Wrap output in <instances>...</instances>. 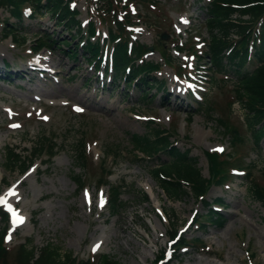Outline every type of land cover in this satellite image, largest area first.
I'll use <instances>...</instances> for the list:
<instances>
[{
  "label": "rangeland",
  "instance_id": "1",
  "mask_svg": "<svg viewBox=\"0 0 264 264\" xmlns=\"http://www.w3.org/2000/svg\"><path fill=\"white\" fill-rule=\"evenodd\" d=\"M73 2L81 21L89 17L95 21L100 42L116 15H131L135 25L132 39L130 32L123 33H128L131 41L158 47L159 52L144 57L160 63L159 71L150 79L162 80L166 89L165 93L153 89L144 99L143 85L126 90L122 81L112 82L106 75L101 78L100 70L94 72L86 64L82 50L77 60L56 47L38 51L34 48L38 36L63 39L66 31L49 15L29 17L24 11L22 20L17 21L9 11L0 9V66L4 61L8 70L14 66L22 69L17 74L12 72L8 79L2 75L6 69L0 67V194L8 185L23 181L17 188V210L23 222L9 223L5 242L10 257L19 244L31 239L37 248L51 241L78 260L97 262L106 254L122 264H152L175 229L187 245L193 237L201 238L203 245L193 242L176 252L170 264H264V204L250 194L254 183L264 186V135L256 146L251 131L245 128L246 113L238 103L232 104L234 73L222 75L199 67L211 66L205 55L207 46L202 43L208 39L203 7L207 1ZM6 19L24 31V41L3 37ZM124 25L132 29L131 20H125ZM161 33H166L167 39H160ZM177 44L185 48L181 53L176 52ZM112 45L104 48L107 54ZM162 46L165 55L161 54ZM191 54L197 58L203 55V59L199 62L190 58ZM163 56L170 57L171 64L167 65ZM186 62L195 66V79H188L194 70ZM177 66L184 71L179 73ZM28 67L34 70L25 73ZM41 89L56 95L44 96ZM176 90H180L179 97L173 94ZM78 98L83 101L78 102ZM208 101L238 128L243 141L236 149L230 134L210 119ZM155 130L167 131L174 147L190 149L204 177H208L204 152L221 150V159L232 155L236 166L251 171V175H235L227 167V184L211 186L203 200L195 199L188 189L178 200H170L150 175L154 165L163 164L168 155L160 154L146 162L132 151L131 135L151 138ZM40 140L46 143L44 152L24 175L20 165H6L7 148H16L27 163L38 152ZM48 154H53L51 159ZM82 162L85 170H81ZM108 172L111 175L105 178ZM79 176L82 187L76 181ZM99 181L105 183L101 188ZM120 186L123 205L110 216L104 198L110 199L111 188ZM142 194L149 196V202L142 201ZM217 197L223 198V203L213 202ZM205 202L210 209L212 203L219 206L213 207L225 219L222 225L208 222L202 229L191 222L204 220L209 209ZM3 208L9 211L7 204ZM117 226L115 239L111 236ZM251 252L255 255L249 259ZM142 255H146L145 260Z\"/></svg>",
  "mask_w": 264,
  "mask_h": 264
},
{
  "label": "trees",
  "instance_id": "2",
  "mask_svg": "<svg viewBox=\"0 0 264 264\" xmlns=\"http://www.w3.org/2000/svg\"><path fill=\"white\" fill-rule=\"evenodd\" d=\"M70 2L71 0H0V7L9 10L10 16L17 21L22 20L24 6L30 7V17L49 15L66 31L69 38L65 36L61 40L60 38L53 39L49 34L40 35L35 40L34 48L41 50L56 47L72 60H77L82 50L85 62L89 66L99 68L102 44L96 36L95 24L93 21L88 23V35L84 37L78 19V10L75 7L71 8ZM203 7L206 16L205 25L209 34L205 52L211 63L208 70L212 68L223 75L227 74V71L234 73L236 83L233 98L234 101L239 102L240 107L246 113V128L251 131L254 143L258 146L264 135V0H207ZM245 15L248 19L242 18ZM125 20H131L129 14L123 17V21L116 18L115 26L110 27L107 41L112 42L114 48L111 60L106 61V71L112 75L114 82L122 80L127 88L141 84L148 87L150 84V89H163V82L159 83L155 79L154 81L149 80L159 68V64L144 60L143 53L148 50L147 46L134 43L129 48L128 33H123L127 32L124 25ZM3 29L4 37H11L13 40L20 37L21 41H24V31L8 19L5 20ZM231 35L237 38L234 39ZM139 59L140 62H138ZM149 93L144 88L141 95L147 99ZM206 111L211 115L215 113L211 101H208ZM214 120L226 134H230L232 146L236 149L243 141L238 128L231 125L227 114L222 113ZM153 134L151 138L138 134L131 135L132 151L136 156L143 154L146 162L152 161L160 154L168 155V159L162 162L163 164L155 165L152 177L169 199H177L185 194V188L190 189L196 197H203L211 185H220L227 178L226 168L232 164L233 157L231 160L221 159L217 153L205 152L209 173L208 178H205L198 166L197 158L190 155V150H180L174 147V142L171 141L170 134L166 131L155 130ZM45 145V141L40 140L36 145L37 154L27 163L21 160V155L16 152L15 148H7L6 165H20L19 170L23 172L42 155ZM80 154L77 151L76 157L79 159ZM48 156L52 157L53 154ZM81 158L84 161L83 151ZM236 164L237 162H233V165ZM81 170H85L84 163ZM109 175L110 172L105 175V178ZM77 182L79 186L82 185L80 176L77 177ZM250 189L253 197L260 203H264V188L254 184ZM121 195L120 188L112 189L109 201L111 215H115L122 207ZM142 200L147 202V195H143ZM0 213L2 214L0 264H93L88 260H77L72 253L61 246L54 245L51 241L37 248L33 246L31 239L19 244L10 257L9 248L5 246L8 217L6 213L2 211ZM208 214L212 224H222V216L219 213L209 209ZM173 234L174 231L170 233V236L172 237ZM162 261L163 257L159 256L155 262L161 264ZM95 264L122 263L103 254L99 256Z\"/></svg>",
  "mask_w": 264,
  "mask_h": 264
},
{
  "label": "bare ground",
  "instance_id": "3",
  "mask_svg": "<svg viewBox=\"0 0 264 264\" xmlns=\"http://www.w3.org/2000/svg\"><path fill=\"white\" fill-rule=\"evenodd\" d=\"M48 60L49 61H52V58L48 57ZM15 71H20L22 69H19L17 66H14L13 67ZM24 69V68H23ZM28 69H30V67H28ZM26 69V70H28ZM176 88V87H175ZM41 94L44 95V96H51V95H56V93L53 91V92H48V91H45L44 89H41ZM168 94H172L171 92L168 93ZM176 97H179L180 95V90H176L174 93H173ZM78 102H82L83 100L81 98H78L77 100ZM101 105V104H100ZM73 107V106H72ZM22 180L17 183L16 185L15 184H11L10 187L7 188V190L5 191V193L3 194V197L5 198L6 197V200L4 201L5 204H9V209L12 210L13 208L16 207V204H17V188L20 186V184H22ZM149 186V184H148ZM151 189V188H150ZM232 217H234L235 215L234 214H231ZM30 220V218H29ZM115 222V221H114ZM119 229V227L117 226L116 229L114 230V233L112 234V238H117V232L116 230ZM157 237V236H156ZM141 259L142 260H145L146 259V255H142L141 256Z\"/></svg>",
  "mask_w": 264,
  "mask_h": 264
},
{
  "label": "snow or ice",
  "instance_id": "4",
  "mask_svg": "<svg viewBox=\"0 0 264 264\" xmlns=\"http://www.w3.org/2000/svg\"><path fill=\"white\" fill-rule=\"evenodd\" d=\"M186 22V21H185ZM0 203H4V201H3V199L2 198H0ZM21 222H23L22 221V218H21ZM95 250V249H94Z\"/></svg>",
  "mask_w": 264,
  "mask_h": 264
},
{
  "label": "water",
  "instance_id": "5",
  "mask_svg": "<svg viewBox=\"0 0 264 264\" xmlns=\"http://www.w3.org/2000/svg\"><path fill=\"white\" fill-rule=\"evenodd\" d=\"M162 37H163V38H165V36H164V35H162Z\"/></svg>",
  "mask_w": 264,
  "mask_h": 264
}]
</instances>
